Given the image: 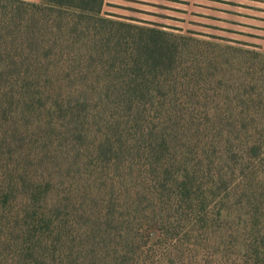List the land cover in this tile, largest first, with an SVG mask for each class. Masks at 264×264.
Masks as SVG:
<instances>
[{"label":"trees","instance_id":"trees-1","mask_svg":"<svg viewBox=\"0 0 264 264\" xmlns=\"http://www.w3.org/2000/svg\"><path fill=\"white\" fill-rule=\"evenodd\" d=\"M105 1L0 0V81L56 82L51 140L89 144V118L106 114L95 154L133 181L103 202L38 175L16 122L33 103L17 97L36 93L0 90V208L15 217L0 264H175L201 250L264 264V53L200 54L211 43L190 30L105 17Z\"/></svg>","mask_w":264,"mask_h":264},{"label":"rangeland","instance_id":"rangeland-1","mask_svg":"<svg viewBox=\"0 0 264 264\" xmlns=\"http://www.w3.org/2000/svg\"><path fill=\"white\" fill-rule=\"evenodd\" d=\"M103 13L105 17L140 26H155L151 24L155 23L163 25L161 28L166 31L177 32L174 27L190 30L194 39L211 43L198 45L200 54L210 51L212 56L221 55L215 50L216 43L264 53V0H106ZM229 77L230 75L227 78ZM240 77L241 74L237 72L236 83H239ZM54 83L56 82L52 80L24 83L21 79H14V82L9 79L7 83L0 81V90L1 93L11 90L23 93L24 86L28 84L36 93L32 100L22 95L17 97L21 104L28 101L33 103L31 117L24 116L21 110H17L16 122L26 138L25 144L30 143V149L36 151L38 160L35 163L39 166L37 174L46 178L50 174L60 176L68 183H73L74 188L81 189V193L87 198L92 197L88 195H97L106 202L112 196L111 184L114 181L124 182L128 187L133 183L132 179L127 178V171L120 161L109 163L95 154L96 131L100 130L97 123L106 114H100L99 117L96 114L89 118L88 125L93 130V138L89 144L79 146L63 139L51 140L47 133L49 134L55 120L51 116L52 111L43 105L55 100L51 98L50 92ZM35 107L38 111L34 114ZM37 117L41 119V124L36 123ZM13 218L15 217L11 211L4 212L0 208V238L3 228L15 223ZM201 253L203 254L196 258L193 256L192 261L177 257L175 264H226V258H220L219 263H214V259L205 251L201 250Z\"/></svg>","mask_w":264,"mask_h":264}]
</instances>
